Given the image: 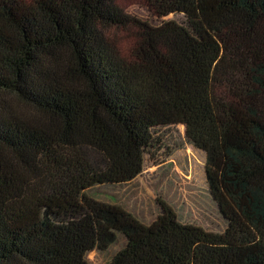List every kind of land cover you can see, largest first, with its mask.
Segmentation results:
<instances>
[{
  "label": "trees",
  "instance_id": "1",
  "mask_svg": "<svg viewBox=\"0 0 264 264\" xmlns=\"http://www.w3.org/2000/svg\"><path fill=\"white\" fill-rule=\"evenodd\" d=\"M0 0V264H264V0ZM206 154L223 232L87 194L133 181L154 130Z\"/></svg>",
  "mask_w": 264,
  "mask_h": 264
},
{
  "label": "rangeland",
  "instance_id": "2",
  "mask_svg": "<svg viewBox=\"0 0 264 264\" xmlns=\"http://www.w3.org/2000/svg\"><path fill=\"white\" fill-rule=\"evenodd\" d=\"M130 14L159 25L176 20L187 24L183 13L159 18L137 0H124ZM144 170L133 181L118 185H98L87 194L97 200L118 205L150 225L162 212V203L177 214L182 223L196 224L211 232H223L227 221L212 197L206 178V154L195 148L184 124L154 130L153 144L146 149ZM125 245L121 236L108 250H96L88 257L92 264H108Z\"/></svg>",
  "mask_w": 264,
  "mask_h": 264
}]
</instances>
